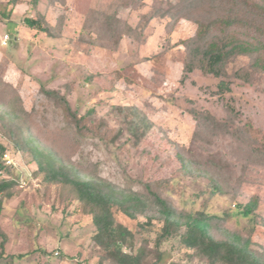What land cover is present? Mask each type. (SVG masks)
Listing matches in <instances>:
<instances>
[{"label": "rangeland", "instance_id": "1", "mask_svg": "<svg viewBox=\"0 0 264 264\" xmlns=\"http://www.w3.org/2000/svg\"><path fill=\"white\" fill-rule=\"evenodd\" d=\"M9 2L0 0V93L5 90L4 83L15 88L31 112L24 116L31 126L55 129L63 124L61 114L44 98L41 88L66 94L81 114L95 109L98 117H105L116 129L119 126L110 114L112 108L138 107L154 123L139 147L128 145L121 150L96 141L84 146L72 161L83 168L95 163L101 177L122 186L129 177L174 178V190L165 196L176 210L205 209L219 216L227 212L226 219L212 231L213 237L228 239L236 235L264 251V165L253 159L250 145L228 134L211 135L213 143L203 147V152L217 153L227 161L229 170L221 172L192 168L182 173L177 155L189 157L192 136L200 128L195 111H209L225 121V104H229L242 119L240 125L251 121L254 128L264 132V76H256L250 83L233 76L246 67L248 59L239 58L229 65L226 80L231 82V91L219 96L216 92L221 79L213 75L194 71L183 79L186 51L182 43L195 35V24L182 19L171 28L170 17H155L144 25L143 16L154 6L167 9L166 3L39 0L38 10L51 26L50 36L24 23L26 17L37 18L33 0H22L12 11ZM7 34L12 42L3 46L1 39ZM17 140L9 138L0 121V144L7 148L6 154L14 159L21 175L17 196L6 203L0 216V226L9 237L6 254L24 256L42 248L48 253L45 260L51 261L49 264H97L99 251L90 218L81 214L77 203L59 205L54 193L47 194L42 178L34 175L37 168L32 154L17 149ZM211 184L218 192L213 196ZM254 196L258 199L253 220L238 215L239 207ZM152 215L157 214L132 220L118 213L116 218L137 231L138 247L145 237L152 249L163 224L154 220L145 235L139 229V224ZM160 251L173 263H198L189 257L192 252L179 238L164 241ZM40 258L33 255L20 264L37 263Z\"/></svg>", "mask_w": 264, "mask_h": 264}, {"label": "trees", "instance_id": "2", "mask_svg": "<svg viewBox=\"0 0 264 264\" xmlns=\"http://www.w3.org/2000/svg\"><path fill=\"white\" fill-rule=\"evenodd\" d=\"M153 1L166 3L167 9L154 6L150 14L143 16L144 25L155 17H170L171 28L182 19L197 26L195 35L182 43L186 51L183 79L194 71L213 75L221 79L216 93L222 96L231 91V82L226 80L230 76L229 65L239 58L248 59V63L245 68L234 72L236 79L250 83L256 76H264V0ZM21 3L22 0H10V10ZM38 6L39 0H33L32 9L37 11V18L26 17L24 23L29 28L53 36L51 26ZM3 86L5 90L0 93V108L3 110L0 111L3 114L0 115L1 125L9 138L19 139L17 149L32 154L37 168L34 175L42 178L47 194L54 193L59 205L68 201L77 203L81 214L90 218L95 227L93 241L99 251L97 264H178L170 262V256L160 251V245L170 238H179L183 247L192 252L189 257L197 260V264H264V251L254 249L251 240L236 235L228 239L213 237L212 231L226 219L227 212L225 216H219L205 209L194 212L176 210L165 196L174 190V178L143 180L129 177L126 185L122 186L101 177L97 164L91 162L88 168H83L72 161L84 146L96 141L118 146L121 150L128 145L139 147L151 134L154 123L138 107L114 106L110 114L118 123L116 129L108 119L98 117L95 109L81 114L71 105L66 94L41 88L44 98L61 114L63 124L55 129L31 126L24 119L31 112L26 110L21 95L12 85L4 83ZM225 109L228 114L225 121L209 111L193 112L200 128L192 136L189 157L177 154L180 172L186 173L192 168L220 172L229 170L230 165L222 156L217 153L205 155L203 152V147L213 143L211 135L220 133L245 141L251 147L253 159L264 165V132L254 128L251 121L240 125L242 119L233 106L225 104ZM6 152L7 148L0 144V175L9 176L0 177V216L6 203L17 196L21 177L18 167L4 160ZM211 186L213 196L218 192L215 185ZM257 199L254 196L245 206L239 207L238 215L253 220ZM118 213L132 220L139 215L156 213L139 224L144 235L147 229L152 228L154 220L158 219L163 224L154 248H149L150 240L145 237H142L138 247L137 231L119 222L116 218ZM8 242L9 237L0 226V264H20L23 258L33 255L41 258L37 263L27 264L51 262L45 260L48 253L42 248L24 256H8ZM49 256L52 257L51 254Z\"/></svg>", "mask_w": 264, "mask_h": 264}, {"label": "built area", "instance_id": "3", "mask_svg": "<svg viewBox=\"0 0 264 264\" xmlns=\"http://www.w3.org/2000/svg\"><path fill=\"white\" fill-rule=\"evenodd\" d=\"M1 40H2L3 46H8L9 42L11 41V37L7 34ZM4 160H6L9 165H13V166L18 167L17 164L15 163L14 159H12L9 154L4 155Z\"/></svg>", "mask_w": 264, "mask_h": 264}]
</instances>
